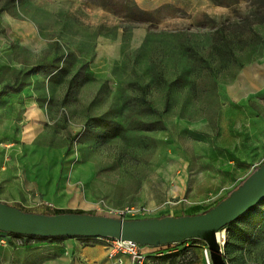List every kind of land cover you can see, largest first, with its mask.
<instances>
[{"label": "rangeland", "instance_id": "374dc122", "mask_svg": "<svg viewBox=\"0 0 264 264\" xmlns=\"http://www.w3.org/2000/svg\"><path fill=\"white\" fill-rule=\"evenodd\" d=\"M119 1L138 10L0 0V201L45 214L136 209L126 219L201 213L264 162V0ZM245 93L251 131L244 108L233 109ZM55 148L61 171L49 200L25 175ZM221 233L227 264H264V204ZM1 237L0 264L36 241L60 243L61 264L106 252L94 237H71L75 248L66 236ZM202 244L175 243L149 263L196 253L191 263L205 264Z\"/></svg>", "mask_w": 264, "mask_h": 264}, {"label": "water", "instance_id": "95a60500", "mask_svg": "<svg viewBox=\"0 0 264 264\" xmlns=\"http://www.w3.org/2000/svg\"><path fill=\"white\" fill-rule=\"evenodd\" d=\"M264 201V162L208 211L124 219L91 213H33L0 201V231L41 237H103L161 246L188 239L204 241L213 264H227L219 233Z\"/></svg>", "mask_w": 264, "mask_h": 264}, {"label": "crops", "instance_id": "0c3cea01", "mask_svg": "<svg viewBox=\"0 0 264 264\" xmlns=\"http://www.w3.org/2000/svg\"><path fill=\"white\" fill-rule=\"evenodd\" d=\"M253 95L251 93H245V97L243 98L244 102L241 105H234L233 109L236 112H244L245 119L244 123L246 126H249V131L252 130L251 126L253 124V107L249 102ZM18 98V97H17ZM242 100V99H241ZM30 103L27 105V109L31 110V112H35L39 109V105L36 99H32L29 101ZM25 108V107H24ZM244 108V111H243ZM247 121V124H246ZM239 127L240 121L236 122ZM42 150V149H40ZM48 155L45 154L43 158H38L36 161L28 162L27 164V173L25 175V179L29 180L35 185L36 189L43 196H46V199L53 200V191L55 190L58 178L60 175V157L62 155L63 150L61 149H51L48 151ZM20 178V177H18ZM5 181H9V179H5ZM23 181L20 185V188L23 189ZM189 213H198V212H189ZM188 213H183V215ZM182 215V214H181ZM77 238H67L63 242L67 246L76 247L78 245ZM60 243L57 241H36L29 242L24 247H19L16 249H9L3 258L4 264H61V257L58 255V250H60ZM52 250L53 254L46 253L45 251ZM106 252H102L101 250L94 249L88 250V264H119L113 263L108 259L107 250L104 246ZM52 257V258H51ZM121 264H133L132 261L125 257L123 263ZM152 264V263H147ZM161 264H168V262H162ZM195 264V263H189Z\"/></svg>", "mask_w": 264, "mask_h": 264}, {"label": "built area", "instance_id": "2783aa9c", "mask_svg": "<svg viewBox=\"0 0 264 264\" xmlns=\"http://www.w3.org/2000/svg\"><path fill=\"white\" fill-rule=\"evenodd\" d=\"M222 193L223 190L220 191L215 197L219 196ZM114 212L118 217L126 219L127 216L135 215L136 209L126 208L121 210L120 209L115 210ZM1 233L3 232L0 231V243L6 244L5 240L1 237ZM95 238L102 241L103 244L105 245L108 259L113 263H119V264L123 263L125 257H128L133 264H147L150 262L152 256H161V254L163 255L162 252H158L159 250L165 249L175 244L172 243L161 246H149V245L143 246L130 240H121V239L103 238V237H95ZM202 242L203 244L201 246V252L205 259V264H213L210 255V249L204 241ZM151 247L154 249L153 251L150 250Z\"/></svg>", "mask_w": 264, "mask_h": 264}, {"label": "trees", "instance_id": "16d2710c", "mask_svg": "<svg viewBox=\"0 0 264 264\" xmlns=\"http://www.w3.org/2000/svg\"><path fill=\"white\" fill-rule=\"evenodd\" d=\"M97 1V3L99 4V5H101V6H104V7H109V8H112L113 10H115V11H119V12H123V11H125V12H130L131 10H138V6H137V4L133 1H119V0H96ZM211 1H213L214 3H217V4H221V3H225V2H227V1H229V0H211ZM259 167V165H257V166H255L254 167V169L252 170V172L255 170V169H257ZM252 172H250V173H252ZM250 173L247 175V176H249L250 175ZM246 176V177H247ZM246 177L243 179V180H241L240 182H239V184H237L232 190H234L235 188H237L245 179H246ZM232 190H230V191H228V193L226 194V196L227 195H229L230 193H231V191ZM225 196V197H226ZM224 197V198H225ZM262 204H264V201L263 202H261L260 204H258V205H256L255 207H253L251 210H249L248 212H246L245 214H243L242 216H240L236 221H238V220H240L241 218H243V217H245L247 214H249V212L250 211H253V210H256L257 208H259L260 207V205H262ZM211 208V207H210ZM210 208H208V209H205V210H203L202 212H206V211H208ZM21 209V208H20ZM201 212V213H202ZM58 213H62V211H55V212H53L52 214H58ZM192 214H197V213H188V214H185V215H192ZM163 216H165V215H160L159 217H163ZM236 221H234V222H232V223H230L229 225H232V224H234ZM15 236H22L21 234H14ZM28 237H30V238H37V239H41V240H45L46 238H49V237H41V236H28ZM93 238V237H92ZM193 256H194V258L193 259H196L197 258V254L196 253H193ZM193 259H190V260H188V261H182L180 264H189V263H191L192 261H193ZM172 260H174V258H172V256H170L169 257V263L168 264H172Z\"/></svg>", "mask_w": 264, "mask_h": 264}, {"label": "bare ground", "instance_id": "6f19581e", "mask_svg": "<svg viewBox=\"0 0 264 264\" xmlns=\"http://www.w3.org/2000/svg\"><path fill=\"white\" fill-rule=\"evenodd\" d=\"M221 236H222V233H219V237L221 238Z\"/></svg>", "mask_w": 264, "mask_h": 264}]
</instances>
